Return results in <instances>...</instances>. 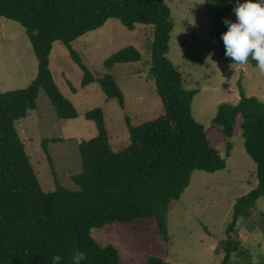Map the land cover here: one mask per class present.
<instances>
[{
    "label": "trees",
    "instance_id": "1",
    "mask_svg": "<svg viewBox=\"0 0 264 264\" xmlns=\"http://www.w3.org/2000/svg\"><path fill=\"white\" fill-rule=\"evenodd\" d=\"M205 2L223 59L240 65L225 58L221 40L228 30L223 20H236V0ZM0 18L25 28L39 64L37 77L28 88L7 93L0 90V264H52L56 255L62 257V264H70L75 249L86 254L83 264H124L116 249L104 248L92 237L93 230L107 225L130 236L156 232L168 241L169 215L189 188L193 173L226 170L227 160L216 141L226 143L229 158L231 140L241 133L246 151L257 166L258 185L235 203L226 239L220 243L224 255L220 264L232 262L244 248L238 222L264 198V101L247 96L242 89L238 104L219 106L213 121L218 130L208 133L195 121L192 104L199 91L185 88L183 75L168 58L174 23L167 0H0ZM112 19L130 31L138 25L155 27L151 76L163 103V115L137 126L126 118L130 144L115 153L104 112H88L85 118L96 124L98 135L80 145L83 170L72 177L79 190L57 186L56 191L46 192L16 123L37 109L41 90L61 119L79 118L54 80L51 53L57 42L63 43L85 72L83 86L95 83L71 44ZM141 60V53L130 47L113 56L106 67ZM248 62L256 67L255 61L249 58ZM100 85L109 100L116 99L125 108L124 94L112 76L105 77ZM47 147L45 141L46 153ZM261 221L264 216L258 222L264 230ZM147 264L171 263L152 256Z\"/></svg>",
    "mask_w": 264,
    "mask_h": 264
},
{
    "label": "rangeland",
    "instance_id": "2",
    "mask_svg": "<svg viewBox=\"0 0 264 264\" xmlns=\"http://www.w3.org/2000/svg\"><path fill=\"white\" fill-rule=\"evenodd\" d=\"M167 4L174 23L168 58L183 75L185 88L199 91L192 104L195 121L208 133L218 130L213 121L219 106L238 104L242 89L247 96L264 101V73L249 62L230 65L223 59L205 0H167ZM154 40L155 27L138 25L130 31L112 19L100 30L72 43L95 80L87 87L83 86L85 72L72 59L68 48L61 42L54 45L51 72L64 97L77 109L79 118L61 119L46 92L41 90L37 109L16 123L43 190L54 192L57 186L79 190L72 177L83 170L80 145L98 135L96 124L85 118L88 112L96 109L104 112L115 153L123 152L130 144L126 118L137 126L163 115V103L151 76ZM130 47L141 53L140 62L106 67L113 56ZM38 68L25 28L0 18V90L7 93L28 88L36 79ZM107 76H112L121 88L124 109L118 100H109L104 94L100 81ZM216 142L221 156L227 160V169L213 174L193 173L189 188L169 215L168 241L156 232L130 236L110 225L93 230V239L104 248L116 249L124 264H147L152 256L171 264H210L213 257L205 255L203 246L226 239L235 203L258 183L257 166L246 151L241 133L231 140L233 150L229 158L226 143ZM249 213H264V200L256 203ZM260 223L264 225V221ZM232 262L240 263L235 257ZM254 263L264 264V258Z\"/></svg>",
    "mask_w": 264,
    "mask_h": 264
},
{
    "label": "clouds",
    "instance_id": "3",
    "mask_svg": "<svg viewBox=\"0 0 264 264\" xmlns=\"http://www.w3.org/2000/svg\"><path fill=\"white\" fill-rule=\"evenodd\" d=\"M235 22L225 18L227 27L221 40L225 47V58L233 63L245 65L249 58L264 73V0H236L233 8ZM86 254L79 249L73 250L70 264H83ZM52 264H62V257H52Z\"/></svg>",
    "mask_w": 264,
    "mask_h": 264
},
{
    "label": "crops",
    "instance_id": "4",
    "mask_svg": "<svg viewBox=\"0 0 264 264\" xmlns=\"http://www.w3.org/2000/svg\"><path fill=\"white\" fill-rule=\"evenodd\" d=\"M252 189L253 188L250 190ZM263 200L264 198L260 199L257 204L261 203ZM228 215H230V213H228ZM262 216H264V213H257V215L249 213L248 217H241L238 222L239 239L244 245V248L235 255V258L240 261V263L249 264L264 258V230L262 228L263 226L261 227L258 224ZM259 217L260 219L258 220ZM208 238L210 240V237ZM220 241H216L213 244L210 243L208 246H203L205 255H208L210 259L213 257L210 264H220L223 260L224 255L220 249ZM229 264L235 263L230 262Z\"/></svg>",
    "mask_w": 264,
    "mask_h": 264
}]
</instances>
